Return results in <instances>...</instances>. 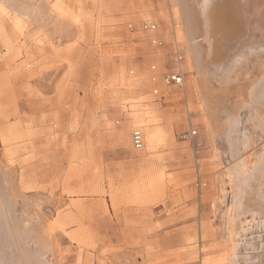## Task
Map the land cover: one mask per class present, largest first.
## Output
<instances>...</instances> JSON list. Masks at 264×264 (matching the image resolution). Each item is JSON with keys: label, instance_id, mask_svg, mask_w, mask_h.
<instances>
[{"label": "rangeland", "instance_id": "1", "mask_svg": "<svg viewBox=\"0 0 264 264\" xmlns=\"http://www.w3.org/2000/svg\"><path fill=\"white\" fill-rule=\"evenodd\" d=\"M68 2L80 16L71 39L25 42L7 20L0 38V133L12 136L0 142V159L13 166L19 194L45 200L43 216L59 219L56 264H225L214 146L196 98L187 79L186 96L151 95L150 67L174 70L179 53L171 0ZM148 21L156 32L140 31ZM154 35L161 47L150 43ZM136 98L154 107L164 134L146 155L145 142L140 151L131 146L138 127L122 129ZM248 134L244 155H256L264 135ZM154 172L163 173L153 183Z\"/></svg>", "mask_w": 264, "mask_h": 264}, {"label": "bare ground", "instance_id": "2", "mask_svg": "<svg viewBox=\"0 0 264 264\" xmlns=\"http://www.w3.org/2000/svg\"><path fill=\"white\" fill-rule=\"evenodd\" d=\"M171 3L175 15L171 17L170 39L178 52L182 49L179 69L184 73V81L178 87L163 86L160 77L166 72L161 73L152 66L149 81L158 95L152 92L151 95L158 101L167 91L166 99L178 98L185 95L184 84L188 80L203 117L204 129L214 146L220 183L215 204L223 205L220 213L223 261L225 264H264V240L252 236L257 230L264 237V206L260 199L264 143L256 146V155H244L250 144L248 131L258 130L264 135V115L259 113V108L264 107V0H207V3L205 0H171ZM68 4V0H0V38L6 39L2 33L3 22L7 20L17 22L25 42L28 37L39 39L43 35L49 39H71L80 16L79 8L73 9ZM129 28L132 30L131 26ZM156 30V24L149 21L140 25L144 33ZM5 39H2L4 43ZM149 40L156 47L159 42L158 47L163 44L155 35ZM172 65L174 70L178 68L175 61ZM155 77L158 79L153 84L151 79ZM138 100L127 101L131 105V124L138 127L130 138L134 131H139L143 146L135 149L132 141L131 146L140 151L145 142L146 155L156 151L164 134L153 125L154 107L148 108ZM223 100L227 102L226 107L221 105ZM125 136L127 145V134ZM189 136L192 137V131ZM11 137L0 133V142L5 145ZM220 143L225 146L223 154L218 152ZM5 161L0 159V264H56L58 251L53 236L56 219L49 222L41 213L45 200L24 198L19 194L13 166ZM162 173L154 172L152 182L161 179Z\"/></svg>", "mask_w": 264, "mask_h": 264}, {"label": "built area", "instance_id": "3", "mask_svg": "<svg viewBox=\"0 0 264 264\" xmlns=\"http://www.w3.org/2000/svg\"><path fill=\"white\" fill-rule=\"evenodd\" d=\"M144 30H146V27H143ZM160 45V42L158 43V46ZM173 60L177 63V67L175 70H170L167 71L165 74L161 75L160 77V81L161 84H163V86H180L182 84V82L184 81V73H182V71L179 69V64H181V62L183 61V54L181 51H179V53H175V57L173 56ZM173 61V62H174ZM158 78H152L151 82L153 84H155L157 82ZM152 94L157 96L158 95V91L157 89L153 88L151 89ZM196 135V131H192V137L189 138V132L184 134V138H188V139H192L194 138V136ZM187 139V140H188ZM132 145L135 149H141L143 146V142H142V135L139 131H134L132 133Z\"/></svg>", "mask_w": 264, "mask_h": 264}, {"label": "snow or ice", "instance_id": "4", "mask_svg": "<svg viewBox=\"0 0 264 264\" xmlns=\"http://www.w3.org/2000/svg\"><path fill=\"white\" fill-rule=\"evenodd\" d=\"M205 3H207V0H205ZM262 187H261V195H260V199H261V204L262 206H264V180L261 181ZM247 185V182H245V186Z\"/></svg>", "mask_w": 264, "mask_h": 264}, {"label": "crops", "instance_id": "5", "mask_svg": "<svg viewBox=\"0 0 264 264\" xmlns=\"http://www.w3.org/2000/svg\"><path fill=\"white\" fill-rule=\"evenodd\" d=\"M164 94H167V91H166ZM126 120H129V121H128V122H126V121L123 122V124H122V125H123V128H122V129H127V124H128L129 122H130V123L132 122V120L130 119V117H129L128 119H126ZM132 124H133V123H132Z\"/></svg>", "mask_w": 264, "mask_h": 264}]
</instances>
